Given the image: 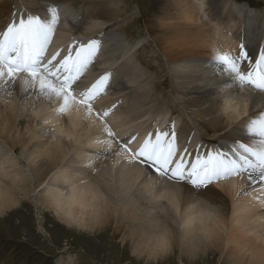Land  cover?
I'll return each instance as SVG.
<instances>
[{"label":"bare ground","instance_id":"1","mask_svg":"<svg viewBox=\"0 0 264 264\" xmlns=\"http://www.w3.org/2000/svg\"><path fill=\"white\" fill-rule=\"evenodd\" d=\"M32 1L28 6L36 4L35 12L39 13H45L48 6H58L63 17V29L60 28L59 31L72 34L67 36L71 37L83 31L88 37L97 34L107 37L104 52L100 54V62L92 72L117 66L113 91L109 96L114 97L117 91L120 93L118 95H124L125 98L115 114L109 116L108 123L119 136H126L135 130L132 128L135 118L119 120L122 119V111L126 112L125 103L127 99H131L135 113L140 110V113H137L139 114L137 122H143L148 113L141 108L149 94L143 92L144 87L133 86L138 76L134 74L136 71L132 61L134 56L131 54V49L121 50L123 45L121 34L114 32L118 20L115 21L112 6L118 8V2L116 0ZM248 6L235 5V2L230 0H168L164 11L160 13V31L164 35L162 48L167 63L173 65L172 90L176 95V103L181 109V114L194 121L197 119L208 121L214 135L222 133L218 137L219 140L222 139V143L232 142L235 138H241L243 141L250 138L249 140L252 139L253 142L256 139L248 136L243 130H238L240 121L246 120L247 116H241L234 123H227L224 118L218 120L208 115L206 107L214 94V86L220 79V77L216 80L211 79L216 72L211 55L214 50H218V45L222 44L226 49L232 45L234 39L237 40L239 35L244 33L247 41L246 51L251 60L259 51L261 41L264 40V13L261 15L259 12H254V9ZM65 8L73 11V15L69 17L76 19L79 16L86 19L87 23L78 30H73L69 20L66 19ZM234 8L238 10V14L234 12ZM28 9L31 11L30 8ZM11 10L12 4L9 1L0 0V30L6 26ZM104 16L110 17L111 23H114L112 25L107 23L102 19ZM53 42L56 44L55 48H59L63 41L56 39ZM156 46L159 48L158 44ZM116 48L124 54L123 62L118 53V55L113 54ZM239 49L230 52L235 54ZM156 88L157 83L153 84V90ZM18 90L19 85H17ZM251 95L260 97L264 94L252 91ZM29 100H33V97L30 96ZM112 100L108 99L103 105H111L114 102ZM43 103L42 99L38 102V104ZM2 107L0 105V108ZM261 108H264V102L257 99L252 106V113L258 114ZM156 120L157 127L166 123L165 119ZM21 122L23 128L13 127L10 124L6 129L5 122L0 120L1 155L3 157L11 153L16 161L15 164L7 165L13 170L11 175L7 178L0 176V180L3 181V191H0V215L36 200L37 203L50 209L58 221L73 227L76 231L82 233L88 231L100 235L110 232L122 242L124 246L121 248L122 251L128 246V249H132V257L136 259L154 261L162 258L172 250L173 244H178L181 254L191 258L209 249L223 250L224 245L230 240L236 246L231 253L233 258L230 259V264H264V205L261 204L264 193H261L259 183L249 188V194L241 198V202L251 209V213L245 212L239 217L233 215L232 197L240 183H243L242 180L233 181L220 192H217L216 188L208 192H196L186 185L184 188L174 186L176 188L174 201H178L184 209L192 208L193 211L189 215L195 218L192 227L181 229L167 201L140 198L135 187L137 177L140 175L138 169L122 163L115 164L119 157H109L107 160L101 157L95 169L90 170L88 175L73 171V168H83L87 160L94 158V153L103 147L94 142L96 138L105 139L100 132L99 121L91 129L85 130L84 139L79 144L74 143L67 148H61L59 143L50 142L49 146H45L40 155L46 166H41L34 157L24 158L27 142L36 140L37 137L30 135L26 118L22 120L13 118V124L19 125ZM195 125L198 126L197 123ZM40 126L35 125L31 132L37 131ZM200 131L196 130L198 132L194 136L196 140L204 139ZM206 139L214 142L215 138ZM17 152L24 164L16 158ZM29 156L31 157L32 154L30 153ZM68 161L73 163L65 167ZM81 180L88 183H80ZM55 185H61V191L63 188H67L68 192L70 190L69 197L59 205L53 203L46 195L47 190ZM94 185L99 186V193ZM209 192L215 195L212 196ZM186 195L198 199H186ZM204 197L208 199L204 200ZM221 197L228 204L227 216L218 214L217 204ZM209 200L212 202L209 203ZM162 236L166 237L168 251L156 254L154 248Z\"/></svg>","mask_w":264,"mask_h":264},{"label":"snow or ice","instance_id":"2","mask_svg":"<svg viewBox=\"0 0 264 264\" xmlns=\"http://www.w3.org/2000/svg\"><path fill=\"white\" fill-rule=\"evenodd\" d=\"M66 19L73 30L87 23L79 16ZM102 19L112 22L108 16ZM59 22L58 7L48 6L46 13L20 16L0 30V105L3 106L0 108V120L5 122L7 129L10 124L23 128L22 122L13 124L14 117L16 120L27 119L30 135H35L37 139L27 142L25 159L34 157L41 166H46L40 155L45 146H49L50 142L59 143L61 148L79 144L84 139L85 130L99 121L100 132L105 139L96 138L94 142L103 147L94 153V158L87 160L83 168H73L81 175H88L90 170H94L101 157L104 160L119 157L115 164L122 163L138 169L140 175L135 187L140 198L155 200V197H161V202L163 198H175L174 186L184 188L187 185L196 192L216 188L220 192L233 181L242 180L232 197L235 217L242 214L237 209L241 198L249 194V188L259 183L260 191L264 193V108L258 114L252 113V106L257 99L264 102V95H251L252 91L264 94V48H261L258 57L251 60L243 43L235 54L214 50L211 60L216 72L211 79H220L206 105L207 114L219 120L223 118L219 110L224 97H245L248 101L247 119L240 121L238 130L255 137V141L248 143L233 139L231 145L223 150L220 147L204 152L197 150L189 158L186 148L183 151L178 149L179 135L174 124L170 131L148 133L135 145L136 135L119 136L113 130L107 118L115 105L102 108L97 103L113 88V73L106 70L99 75H89L96 67L101 42L95 38L86 42L74 39L63 52L57 48L49 54ZM30 96L33 100H29ZM41 99L44 103L38 104ZM35 125L41 126L31 132ZM72 163L68 161L65 167ZM55 187L62 188L61 185ZM68 197V189L63 188L59 195L52 194L49 198L59 205ZM185 198L198 199L190 195ZM261 204L264 205V199H261ZM217 208L218 214L227 216L228 204L222 197ZM167 251L168 243L161 238L154 252L161 254Z\"/></svg>","mask_w":264,"mask_h":264},{"label":"rangeland","instance_id":"3","mask_svg":"<svg viewBox=\"0 0 264 264\" xmlns=\"http://www.w3.org/2000/svg\"><path fill=\"white\" fill-rule=\"evenodd\" d=\"M7 1L12 4L13 0ZM19 1L30 8L32 12L36 11V4L30 7L28 6L32 0ZM116 1L118 2V8L112 6L115 21L117 22L118 20V26L114 29V32H117L116 34H121V44L124 45H121V50L125 49L126 51L131 49V54L134 56V58L132 57V61H134V66H136V71L138 72L135 71L134 74L138 76L136 84L133 86L139 88L144 87V90L142 89L143 92L149 94V98L147 97L144 99L142 105L144 109H141L145 110L144 112L148 113V116L150 113H154V115L160 114L157 119H165L166 121L168 112L171 114L173 113L172 110H174V114L177 115V117L179 116L177 122H180V119L183 118L187 123L190 122L195 131H200V129H202L200 134L204 139L215 138L214 141L221 142L222 139L219 140L218 137L221 136L222 133L214 135V132L211 131L213 129L211 124L204 119H197L194 121L193 119L183 117L181 109L176 103V95L172 90L174 75L171 72L174 71V69L172 64L167 63L164 56L165 54L162 48L164 35L161 34V25L159 23L160 13L164 11V6L167 4L168 0ZM230 1L235 2V5H250L251 9H254V12H259L261 15L264 13V0ZM233 10H235L234 12L236 13L238 12L236 8ZM113 23H110V25ZM70 34L67 31H58L53 41H56V39L60 42L65 41L70 38V36H67ZM58 35L65 39H58ZM74 35H78L81 38L88 37L83 31L77 32ZM135 43H137V45L141 43V48H136L137 45ZM156 44H158L159 48ZM117 53L123 62L125 59L124 54L120 49L116 48L113 54L118 55ZM140 71H142V73ZM156 83L157 88L153 90V84ZM118 94L120 93L116 91V95L110 99H113L112 101L115 102L119 97H122V100L125 98L124 95ZM106 99L107 101L104 104L108 102L107 97L103 101ZM130 100L131 99H127L125 103L126 112L122 111L123 116L122 119L120 118L119 120L123 121L125 120L123 118H127V120H131L132 117L135 118L132 128L137 130L139 126V122H137L139 114L137 113H140V110L135 113V107L131 104ZM175 107L180 115L173 109ZM135 114L137 115L135 116ZM154 115L150 118L154 117ZM154 120H156V118ZM145 121H147V119ZM145 121H143V123ZM186 122L181 121L180 124H187ZM194 122H196L198 126H196ZM147 123L148 121L146 124ZM189 131L190 130H187L186 134ZM197 133L198 132H196L195 135ZM246 139L247 140L243 141L241 138H238V140H242L241 142L253 143V141H251L252 139ZM1 154L0 151V158H2ZM16 158L24 164L18 152ZM7 168L11 169V171H7L6 169L8 176L11 175L13 170L8 166ZM210 194L213 196L212 193ZM106 235L88 231L83 233L79 230L76 231L73 227L58 221L50 209L37 203L35 200L33 203L22 204L18 209L9 210L3 215H0V264H230V259L233 258L231 253H233L236 248L233 241L229 240L224 245L225 247H223V250L209 249L205 253H199L189 258L181 254L178 244H173L172 250L168 254L152 261L132 257V249H128V246H125L126 249L125 251L123 250V252L121 249L123 246L122 242L118 238L112 236L110 232Z\"/></svg>","mask_w":264,"mask_h":264},{"label":"clouds","instance_id":"4","mask_svg":"<svg viewBox=\"0 0 264 264\" xmlns=\"http://www.w3.org/2000/svg\"><path fill=\"white\" fill-rule=\"evenodd\" d=\"M248 106V101L245 97L241 96L239 98H232V97H224L222 99V103L220 106L219 114L224 118L227 123H234L238 120L241 116L245 115ZM44 151V149L42 150ZM16 161L12 158L11 153L0 158V176L7 178V171H11V169H7L8 164H15ZM7 169V171H6ZM83 181V182H82ZM80 183H88V181L81 180ZM95 186V190L99 193V186ZM0 191H3V181L0 180ZM61 190L56 188L55 186L50 187L46 195L50 197V195L55 194L59 195ZM70 194V190H69ZM150 195V193H147ZM102 195V194H101ZM155 200H160L161 197H155ZM163 201H167L171 206V211L173 215L176 217L177 221L179 222V226L181 229L190 228L195 223V218L189 213L193 211L192 208L181 210V205L178 201H174V199L163 198ZM237 211L242 213L248 212L251 213V209L243 204L241 201L239 202V208ZM161 238L166 240L165 236ZM160 238V239H161ZM167 241V240H166Z\"/></svg>","mask_w":264,"mask_h":264}]
</instances>
